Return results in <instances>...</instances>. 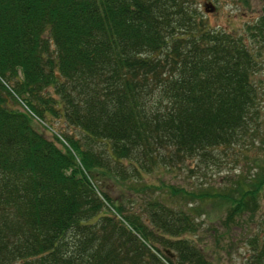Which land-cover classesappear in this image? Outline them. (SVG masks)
I'll use <instances>...</instances> for the list:
<instances>
[{"label": "trees", "instance_id": "1", "mask_svg": "<svg viewBox=\"0 0 264 264\" xmlns=\"http://www.w3.org/2000/svg\"><path fill=\"white\" fill-rule=\"evenodd\" d=\"M255 66L190 0H0V264H213L186 234L196 200L217 194L166 185L183 200L172 203L145 197L144 178L195 175L248 132ZM126 181L140 210L110 193ZM263 185L220 196L223 223L252 211ZM259 224L243 264H264Z\"/></svg>", "mask_w": 264, "mask_h": 264}, {"label": "rangeland", "instance_id": "2", "mask_svg": "<svg viewBox=\"0 0 264 264\" xmlns=\"http://www.w3.org/2000/svg\"><path fill=\"white\" fill-rule=\"evenodd\" d=\"M196 11V17L207 26L241 36L252 53L256 66L251 74V81L256 89L255 121L244 136L239 137L228 148L218 147L212 151L216 161L204 167L198 164L199 171L189 175L185 169L164 170L158 168L146 174L145 184L149 185L145 197H161L165 201L180 203L178 197H170L165 191L166 185L181 186L187 190H205L216 193L217 197L198 202L196 200L199 222L195 234H186L200 243L213 264H243L247 248L245 238L259 230L264 222V185L256 195V205L252 211L246 210L232 221L223 223L229 200L222 195L236 199L241 191L250 187L253 178L264 176V37L259 36L256 24L264 25V0H190ZM213 7L211 12L204 10V5ZM52 126L58 131L78 136L77 129L65 126L61 120L52 119ZM34 127L42 132L38 121ZM133 182L135 180H132ZM137 185V184H133ZM163 185V188H156ZM248 186V187H247ZM110 193L126 197L132 195V206L140 210V192L131 190L129 182L109 185Z\"/></svg>", "mask_w": 264, "mask_h": 264}, {"label": "water", "instance_id": "3", "mask_svg": "<svg viewBox=\"0 0 264 264\" xmlns=\"http://www.w3.org/2000/svg\"><path fill=\"white\" fill-rule=\"evenodd\" d=\"M212 9H213V7L211 5H209L208 8H207L206 4L204 5V10L205 11L211 12Z\"/></svg>", "mask_w": 264, "mask_h": 264}]
</instances>
